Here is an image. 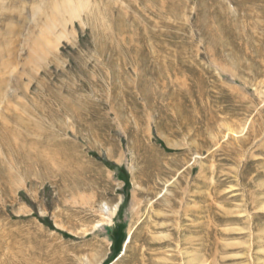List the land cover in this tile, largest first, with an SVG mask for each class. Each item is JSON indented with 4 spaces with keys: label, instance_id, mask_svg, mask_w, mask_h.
Segmentation results:
<instances>
[{
    "label": "rangeland",
    "instance_id": "1",
    "mask_svg": "<svg viewBox=\"0 0 264 264\" xmlns=\"http://www.w3.org/2000/svg\"><path fill=\"white\" fill-rule=\"evenodd\" d=\"M0 264H264V0H0Z\"/></svg>",
    "mask_w": 264,
    "mask_h": 264
},
{
    "label": "bare ground",
    "instance_id": "2",
    "mask_svg": "<svg viewBox=\"0 0 264 264\" xmlns=\"http://www.w3.org/2000/svg\"><path fill=\"white\" fill-rule=\"evenodd\" d=\"M132 234V233H131ZM131 238V237H130ZM130 241H128V243H129ZM128 245V244H127ZM127 245H126V247H127Z\"/></svg>",
    "mask_w": 264,
    "mask_h": 264
}]
</instances>
